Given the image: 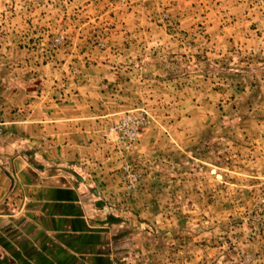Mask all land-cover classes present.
I'll use <instances>...</instances> for the list:
<instances>
[{
  "label": "rangeland",
  "instance_id": "rangeland-1",
  "mask_svg": "<svg viewBox=\"0 0 264 264\" xmlns=\"http://www.w3.org/2000/svg\"><path fill=\"white\" fill-rule=\"evenodd\" d=\"M0 264H264V0H0Z\"/></svg>",
  "mask_w": 264,
  "mask_h": 264
}]
</instances>
